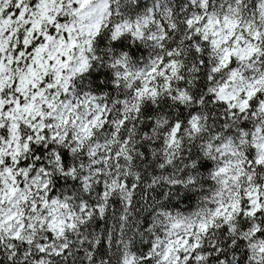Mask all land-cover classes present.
Here are the masks:
<instances>
[{
  "label": "snow or ice",
  "instance_id": "6c2138e0",
  "mask_svg": "<svg viewBox=\"0 0 264 264\" xmlns=\"http://www.w3.org/2000/svg\"><path fill=\"white\" fill-rule=\"evenodd\" d=\"M0 264H264V0H0Z\"/></svg>",
  "mask_w": 264,
  "mask_h": 264
}]
</instances>
